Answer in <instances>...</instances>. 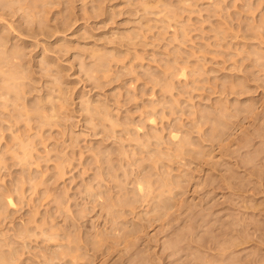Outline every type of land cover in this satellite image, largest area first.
I'll use <instances>...</instances> for the list:
<instances>
[{
  "label": "rangeland",
  "instance_id": "obj_1",
  "mask_svg": "<svg viewBox=\"0 0 264 264\" xmlns=\"http://www.w3.org/2000/svg\"><path fill=\"white\" fill-rule=\"evenodd\" d=\"M7 1L0 264H264V0Z\"/></svg>",
  "mask_w": 264,
  "mask_h": 264
},
{
  "label": "bare ground",
  "instance_id": "obj_2",
  "mask_svg": "<svg viewBox=\"0 0 264 264\" xmlns=\"http://www.w3.org/2000/svg\"><path fill=\"white\" fill-rule=\"evenodd\" d=\"M8 1H9V0H8ZM8 1H7V3H8ZM11 1H12V0H11ZM9 2H10V1H9ZM20 7H21V6H20ZM8 57H9V56H8ZM2 68H3V67H2ZM4 69H5V68H4ZM183 70H184V69H183ZM183 70H182V68H181L180 72L178 71L177 74L181 73L182 76H183V75L186 76V74H185L186 71H183ZM8 71H9V70H8ZM2 72H3V70H2ZM184 72H185V73H184ZM6 73H7V71H6ZM6 73H5V74H6ZM10 73L12 74L11 71H9V73H7V74L9 75ZM3 76H4V75H3ZM5 76H6V75H5ZM185 76H183V77H185ZM16 77H17V76H16ZM5 79H7V77H6V78H5V77L3 78V80H5ZM8 79H9V78H8ZM5 82H6V80H5ZM5 84H7V82H6ZM0 86H1V85H0ZM5 86H6V88H7L8 86L11 87V86L9 85V83H8V85H5ZM5 86H4V87H5ZM4 87H3V89H1V88H0V89L4 91ZM12 87H13V86H12ZM16 87L19 88V86H17V85H16ZM16 87H15V88H16ZM20 87H21V85H20ZM13 88H14V87H13ZM15 88H14V89H11V90H15ZM9 89H10V88L7 89L8 92H10ZM20 89H21V88H20ZM3 91H2V92H3ZM20 91H22V90H20ZM6 92H7V91H6ZM8 92H7V93H8ZM252 109H253V108H252ZM253 110H254V109H253ZM253 110H252V111H253ZM254 111H255V110H254ZM256 115H257V111H256V114H255V112H254V116H255V117H256ZM252 116H253V114H252ZM254 116H253V119H254V120H252L253 122L255 121ZM151 119L154 121L153 118H150V120H151ZM150 120H149V121H150ZM152 120H151V121H152ZM153 121H152V122H153ZM255 122H256V121H255ZM255 122H254V123H255ZM254 125H256V126H254V127H256V129L258 130V128H259V124L257 125V123H256V124H254ZM262 125H263V124H262ZM260 126H261V125H260ZM262 127H263V126H262ZM260 128H261V127H260ZM256 129H254V130H256ZM263 129H264V128H263ZM257 130L254 131L255 133H252V135L254 134V135L252 136L253 138L251 137V141H252V143H253V140H255L256 138H258V136L260 137V135H261V134H259V133L256 134ZM263 133H264V131H263ZM263 133H262V134H263ZM255 134H256V135H255ZM170 136H171L173 139H176V138H178L179 135H178V133H177L176 131H175V132L172 131V132H170ZM262 137H263V135H262ZM260 140H261V139H260ZM258 141H259V140H258ZM259 143H262V140L259 141ZM263 143H264V140H263ZM263 143H262V144H263ZM250 144H251V143H250ZM251 145H252V144H251ZM258 145H260V144H257V145H254V146L256 147V146H258ZM262 147L264 148V146H262ZM263 148H260V149L255 148V149H254L255 154H254V152H253L252 154H253V155H256V156H254V158H253V160H254L255 162L258 161V160L260 159V155H261L262 152L264 151ZM258 151H262V152H259L260 154H257ZM255 164H256V163H255ZM255 164H254V165H255ZM253 172L255 173L254 170H253ZM255 174H257V173H255ZM259 176H260V175H259ZM142 181L144 182L145 180L142 179ZM142 181L138 179L137 184H136V186H137V190H138L139 192H142L141 195H142L143 193L145 194V192H143V189L146 188V187H144V186H145V185L148 186V184L150 185V183L148 182L149 180H148V181L146 180L144 183H143ZM146 182H147V183H146ZM145 183H146V184H145ZM143 184H145V185H143ZM148 187H150V186H148ZM148 187H147V188H148ZM147 188H146V189H147ZM149 189L151 190V188H148V190H149ZM150 190H149V191H150ZM144 194H143V195H144ZM147 194H148V193H147ZM143 195H142V196H143ZM5 200H6V202H7L8 205H12V206H14V205L16 204L15 201H14V199H13V197H12V195H11V193H9V192H8V193L5 192ZM111 212H112V211H111ZM112 216H114V214H112ZM98 234H99V232H98ZM99 235H100V234H99ZM99 235H96V237L99 236ZM67 236H68V235H67ZM100 237H101V236H100ZM68 238H69V237H68ZM97 239L101 241V239H99L98 237H97ZM97 239H95V240H97ZM102 239H103V236H102ZM67 240H68V242H69V239H67ZM67 240H66V241H67ZM97 242H98V241H97ZM62 251H63V250H62ZM62 251H60L59 254H61ZM66 252H67V251H66ZM63 254H64V252H63ZM70 254H71V253H70ZM71 256H72V259H74L75 256H74L73 254H71ZM71 261H72V260H71Z\"/></svg>",
  "mask_w": 264,
  "mask_h": 264
}]
</instances>
